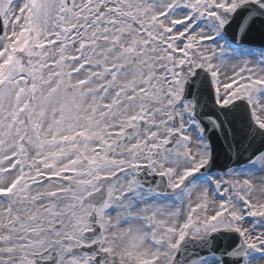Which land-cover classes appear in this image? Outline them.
Masks as SVG:
<instances>
[{
	"label": "snow or ice",
	"instance_id": "1",
	"mask_svg": "<svg viewBox=\"0 0 264 264\" xmlns=\"http://www.w3.org/2000/svg\"><path fill=\"white\" fill-rule=\"evenodd\" d=\"M0 264H264V0H0Z\"/></svg>",
	"mask_w": 264,
	"mask_h": 264
}]
</instances>
